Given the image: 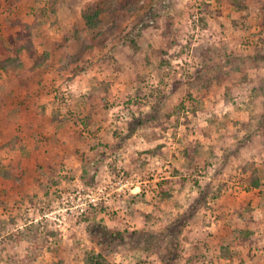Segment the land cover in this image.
<instances>
[{"label": "rangeland", "instance_id": "1", "mask_svg": "<svg viewBox=\"0 0 264 264\" xmlns=\"http://www.w3.org/2000/svg\"><path fill=\"white\" fill-rule=\"evenodd\" d=\"M97 1L0 0V264H264V0Z\"/></svg>", "mask_w": 264, "mask_h": 264}, {"label": "trees", "instance_id": "2", "mask_svg": "<svg viewBox=\"0 0 264 264\" xmlns=\"http://www.w3.org/2000/svg\"><path fill=\"white\" fill-rule=\"evenodd\" d=\"M9 6H13L17 3L18 0H6ZM233 3L241 6L237 0H231ZM137 3V0H100L91 4L87 9L83 10L82 15L86 20V25L89 28H95L101 23V15L106 9H118L119 6L125 4L130 8H134ZM147 24L146 27H148ZM33 25H21L20 30L16 35H11L8 37V43L11 48H5L2 51L1 55L6 56L5 58H0V67L2 69H8L10 67L16 68L21 65V61L18 58H13V56L18 57L22 51H26L29 56L34 58L36 62L39 60L38 51L36 45L33 41ZM172 30V23L167 22V31L166 34H170ZM39 63V62H37ZM194 144V142H193ZM192 147V146H191ZM197 148L196 144L193 145V148L188 147L185 150V155L193 158L195 155V149ZM87 175V172H85ZM84 174V175H85ZM94 179V177H91ZM89 179V182L91 183ZM175 181L166 179L163 182L158 184V189L161 192L163 198L169 199L173 196V191L175 190ZM258 184V182H256ZM49 234L55 237V233L50 231ZM240 244H250L249 237H242L240 239ZM61 260H59L60 262ZM87 264H110L102 255L100 254H89L87 257Z\"/></svg>", "mask_w": 264, "mask_h": 264}, {"label": "crops", "instance_id": "3", "mask_svg": "<svg viewBox=\"0 0 264 264\" xmlns=\"http://www.w3.org/2000/svg\"><path fill=\"white\" fill-rule=\"evenodd\" d=\"M8 116H9V114H8ZM9 125L10 124L7 123V119L6 118L5 119L3 117L0 118V136H2L3 134H7L8 132H10V130L8 129V126ZM6 150H7V148H6ZM20 157H21V160L19 162H16V165L15 166L20 165L21 167L22 166L24 167L25 162L27 163L28 161L26 160V157L25 156L20 155Z\"/></svg>", "mask_w": 264, "mask_h": 264}, {"label": "built area", "instance_id": "4", "mask_svg": "<svg viewBox=\"0 0 264 264\" xmlns=\"http://www.w3.org/2000/svg\"><path fill=\"white\" fill-rule=\"evenodd\" d=\"M92 201H94V200L92 199Z\"/></svg>", "mask_w": 264, "mask_h": 264}]
</instances>
